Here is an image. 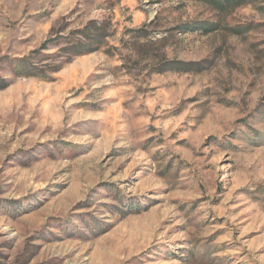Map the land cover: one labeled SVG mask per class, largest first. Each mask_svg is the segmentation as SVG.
Wrapping results in <instances>:
<instances>
[{"label": "rangeland", "instance_id": "rangeland-1", "mask_svg": "<svg viewBox=\"0 0 264 264\" xmlns=\"http://www.w3.org/2000/svg\"><path fill=\"white\" fill-rule=\"evenodd\" d=\"M0 264H264V0H0Z\"/></svg>", "mask_w": 264, "mask_h": 264}, {"label": "trees", "instance_id": "trees-1", "mask_svg": "<svg viewBox=\"0 0 264 264\" xmlns=\"http://www.w3.org/2000/svg\"><path fill=\"white\" fill-rule=\"evenodd\" d=\"M203 3H207L214 10L227 13L230 12L240 6H244L247 4H256L259 0H195ZM207 32L211 31L210 28L206 29ZM26 76H42L40 73H27ZM45 76V75H44ZM45 78V77H44Z\"/></svg>", "mask_w": 264, "mask_h": 264}]
</instances>
